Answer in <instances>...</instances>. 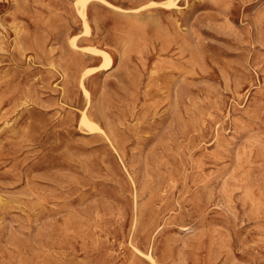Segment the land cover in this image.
I'll return each instance as SVG.
<instances>
[{
	"label": "rangeland",
	"instance_id": "obj_1",
	"mask_svg": "<svg viewBox=\"0 0 264 264\" xmlns=\"http://www.w3.org/2000/svg\"><path fill=\"white\" fill-rule=\"evenodd\" d=\"M77 1L0 0V264H264V0Z\"/></svg>",
	"mask_w": 264,
	"mask_h": 264
},
{
	"label": "bare ground",
	"instance_id": "obj_2",
	"mask_svg": "<svg viewBox=\"0 0 264 264\" xmlns=\"http://www.w3.org/2000/svg\"><path fill=\"white\" fill-rule=\"evenodd\" d=\"M174 2V1H173ZM177 3V2H176ZM76 4H77V6H78V8H79V10L81 11L82 9H85L86 8V4H85V0H79V1H77L76 2ZM175 4V3H174ZM168 5H169V3H168ZM157 7V6H156ZM85 21H86V19H85ZM87 118H86V116H85V120H86ZM87 121V120H86ZM86 124H87V122H85ZM85 124V125H86ZM84 125V124H83ZM149 260V259H148Z\"/></svg>",
	"mask_w": 264,
	"mask_h": 264
}]
</instances>
